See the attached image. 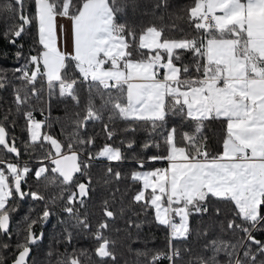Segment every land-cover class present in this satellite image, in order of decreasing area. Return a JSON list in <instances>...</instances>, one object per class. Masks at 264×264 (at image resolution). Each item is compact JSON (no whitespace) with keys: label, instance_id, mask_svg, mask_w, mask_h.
I'll use <instances>...</instances> for the list:
<instances>
[{"label":"snow or ice","instance_id":"1","mask_svg":"<svg viewBox=\"0 0 264 264\" xmlns=\"http://www.w3.org/2000/svg\"><path fill=\"white\" fill-rule=\"evenodd\" d=\"M0 24V264H37L53 216L47 264H264V0H0ZM148 224L163 248L133 247Z\"/></svg>","mask_w":264,"mask_h":264},{"label":"trees","instance_id":"2","mask_svg":"<svg viewBox=\"0 0 264 264\" xmlns=\"http://www.w3.org/2000/svg\"><path fill=\"white\" fill-rule=\"evenodd\" d=\"M3 29H4V25L0 24V32H2ZM33 36H34V30L31 34L25 35L23 40L20 41L25 45L24 48L25 53H27L29 49ZM15 50L16 49L10 46L5 39L0 38V53L3 54L0 55V67L5 68L9 73H11L12 68L16 66L12 56V53H14ZM0 95H3L4 97H8L9 92H4ZM55 114H58V110L54 112V115ZM216 127L219 126L217 125ZM16 131L17 133H19L20 129L18 128ZM135 136L137 139L141 140L142 142L143 139L145 138V133L143 130H141L138 131L135 134ZM31 207H33V205L30 200H25L20 203L19 212L14 214V218H13L14 226L17 220H22L23 215L25 213H28ZM34 207L37 213L41 210V206L39 204H36ZM32 215L34 216L35 213H33ZM59 227L60 226L57 225L56 216H53L50 222L48 223V225L44 227L43 229L45 233L44 239L42 240V242H39L38 245L33 247V258L37 261V264H47L46 252L48 251L49 246L52 244L54 232L58 231ZM36 231L37 232L40 231L39 225L36 226ZM79 245L83 247H88L89 241L80 240ZM164 245H165V230L162 228H158L155 225L148 224L143 229L140 241L136 244H133V247L138 249H144L146 246L148 249H157V248H163ZM125 258L129 260V264H132V260L134 259L132 255L125 253Z\"/></svg>","mask_w":264,"mask_h":264},{"label":"crops","instance_id":"3","mask_svg":"<svg viewBox=\"0 0 264 264\" xmlns=\"http://www.w3.org/2000/svg\"><path fill=\"white\" fill-rule=\"evenodd\" d=\"M59 23H60V24H65V25H66V24H67V21H65V20H60ZM62 39H63V37H61V40H62ZM68 50H69V51L71 50L70 47L68 48Z\"/></svg>","mask_w":264,"mask_h":264}]
</instances>
